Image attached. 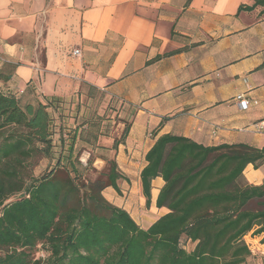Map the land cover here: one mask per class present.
Here are the masks:
<instances>
[{"label":"crops","instance_id":"obj_1","mask_svg":"<svg viewBox=\"0 0 264 264\" xmlns=\"http://www.w3.org/2000/svg\"><path fill=\"white\" fill-rule=\"evenodd\" d=\"M253 2L0 0V67L7 65L11 89L39 98L91 87L118 119L112 141L127 122L114 155L122 175L136 181H118L122 194L107 199L146 228L168 212L156 207L162 178L151 182L149 206L139 178L159 135L264 146V127L255 126L264 122V6L238 9ZM242 174L264 184V163H249ZM252 234L244 236L251 252L247 239L262 240Z\"/></svg>","mask_w":264,"mask_h":264},{"label":"trees","instance_id":"obj_2","mask_svg":"<svg viewBox=\"0 0 264 264\" xmlns=\"http://www.w3.org/2000/svg\"><path fill=\"white\" fill-rule=\"evenodd\" d=\"M257 5L264 0L238 9ZM6 66L2 82L9 79ZM17 94L0 89V264H243L253 258L244 236L252 231L264 241V184H248L242 174L247 164L264 163V146L159 135L139 178L146 206L152 180L162 178L156 207L168 212L142 228L102 193L119 192L115 155L92 179V159L80 160L82 148L92 150L108 135L104 115L86 117L75 107L68 124L67 97L36 95L22 103ZM127 132L125 125L113 139L114 153ZM39 159L47 166L34 176ZM38 246L43 255L36 256Z\"/></svg>","mask_w":264,"mask_h":264},{"label":"rangeland","instance_id":"obj_3","mask_svg":"<svg viewBox=\"0 0 264 264\" xmlns=\"http://www.w3.org/2000/svg\"><path fill=\"white\" fill-rule=\"evenodd\" d=\"M5 88H10L7 85V82L0 81V89H5ZM87 91H88L87 87L84 86L79 96L74 95L67 97V101L65 103L63 113L68 115L67 117L68 124L73 123V117L71 116H74V111L76 109L75 107H79L80 109L79 114L81 115L82 113L83 116L86 117H91L92 113H95V116L96 115L101 116L102 114L104 115V119H105L104 123L106 125L105 129L107 130L108 135L99 138V142H98L99 146L95 147L92 150H90L88 147H85L82 148L80 152V160L83 163H85L88 158L92 159L91 168L88 171V177L92 179L97 174V172L102 171L104 170V168H106L105 159H110L114 156V150L111 149L112 137L114 136L111 135H116V131H118L116 130L118 119L117 118L114 119L113 113L109 111V108L105 107V104L103 103V99L102 97H100L98 92H93L92 97H87L85 95ZM17 93L22 103H24L28 99L31 100L36 96V93H32V94L31 93L28 94L25 92L23 93L17 92ZM80 115H77L76 118L77 117L79 118ZM107 117H110L109 118L110 121L108 122L106 119ZM78 121L80 120L78 119ZM126 124L127 122L125 123V125ZM78 147H81V144L78 143ZM139 162H140L139 160H133L134 164L139 165ZM46 166H47V161L45 159H39L37 161V165L33 167L32 174L34 176H38L46 168ZM118 181L119 183H123L124 185H126V183H128L129 185H134L136 181V176L133 175V173H131L128 176H123V179H119ZM108 192H112L114 198H119V196L122 194L121 192H116L112 188H107L102 192L106 198H108ZM15 196H17V194ZM247 242L251 247V249L253 250L252 252L253 258L248 257L245 263L243 264H254L256 261L262 262L263 260L261 259V257L264 258V253H262V251H264V246L261 245L262 240H259L257 242L254 241L253 243H251L250 240L247 239ZM184 246L186 249L190 250L193 247V244L185 243ZM38 249L39 250L36 252V256L43 255L44 253L42 251V248L38 246Z\"/></svg>","mask_w":264,"mask_h":264},{"label":"built area","instance_id":"obj_4","mask_svg":"<svg viewBox=\"0 0 264 264\" xmlns=\"http://www.w3.org/2000/svg\"><path fill=\"white\" fill-rule=\"evenodd\" d=\"M72 52H73V54H77L78 50L75 49ZM236 99L245 106L249 104V100L247 98H245L243 95H237ZM255 126H256V129L260 130L264 127V122L261 121V122L257 123Z\"/></svg>","mask_w":264,"mask_h":264}]
</instances>
